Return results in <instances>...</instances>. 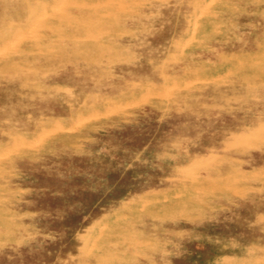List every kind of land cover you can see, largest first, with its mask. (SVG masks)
<instances>
[{"label": "rangeland", "instance_id": "obj_1", "mask_svg": "<svg viewBox=\"0 0 264 264\" xmlns=\"http://www.w3.org/2000/svg\"><path fill=\"white\" fill-rule=\"evenodd\" d=\"M0 264H264V0H0Z\"/></svg>", "mask_w": 264, "mask_h": 264}, {"label": "bare ground", "instance_id": "obj_2", "mask_svg": "<svg viewBox=\"0 0 264 264\" xmlns=\"http://www.w3.org/2000/svg\"><path fill=\"white\" fill-rule=\"evenodd\" d=\"M26 23H27V21H26Z\"/></svg>", "mask_w": 264, "mask_h": 264}]
</instances>
